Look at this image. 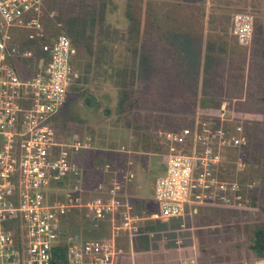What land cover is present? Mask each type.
Here are the masks:
<instances>
[{"label":"rangeland","instance_id":"rangeland-1","mask_svg":"<svg viewBox=\"0 0 264 264\" xmlns=\"http://www.w3.org/2000/svg\"><path fill=\"white\" fill-rule=\"evenodd\" d=\"M235 14L252 16L253 55L245 56L232 34ZM145 20L147 28L161 30L176 51L181 71L191 79L197 105L188 111V119L202 110L217 113V104L223 102L224 111L242 126L244 144L226 150L221 168L222 178L238 183L241 197L232 206H199L182 219L138 221L131 237L139 253L132 246L124 249L116 264H167V253L173 256L176 251L185 264H264V251L258 256L250 248L255 229L264 225V97L259 88L264 68L255 66L251 77L243 70L245 58L264 61V0H42L45 36L64 33L76 47L72 66L78 77L58 114L63 123L76 119L83 124L98 147L74 154L81 190H74L72 178L53 184L49 198L85 199L92 194L95 176L108 180L109 173V179L113 175L122 183L141 216L155 208L153 185L165 158L164 151L154 149V139L164 127L163 117L173 113L145 108L149 99H143L146 89L140 86ZM17 35L26 38L25 32ZM65 131L58 124L59 139L71 138ZM123 159L124 167L118 169ZM78 211L67 215L64 227L98 237L100 232L81 225Z\"/></svg>","mask_w":264,"mask_h":264},{"label":"built area","instance_id":"built-area-1","mask_svg":"<svg viewBox=\"0 0 264 264\" xmlns=\"http://www.w3.org/2000/svg\"><path fill=\"white\" fill-rule=\"evenodd\" d=\"M41 13L42 0H0V264H54L52 248L61 239L65 264H116L121 252L117 238L135 233L138 221L182 219L199 206H232L240 199L238 183L222 178L221 168L226 150L241 147L245 136L222 107L214 114L198 112L178 129L158 131L165 166L153 185L155 208L146 216L137 212L115 176L97 180L85 199L49 198L53 184L72 178L74 190H81L71 154L78 147L71 138L59 139L54 120L78 75L72 67L76 49L66 34L41 42V58L18 42L16 35L23 31L28 40L45 36ZM252 31L251 15L233 16L232 34L239 44L248 43ZM22 60L31 61L30 72ZM75 208L81 225L100 232L98 237L66 235L64 223Z\"/></svg>","mask_w":264,"mask_h":264},{"label":"trees","instance_id":"trees-1","mask_svg":"<svg viewBox=\"0 0 264 264\" xmlns=\"http://www.w3.org/2000/svg\"><path fill=\"white\" fill-rule=\"evenodd\" d=\"M145 25L141 26L143 27V32L145 35H150V36H154L157 35L156 39H158L159 41H155V45H158V47L162 48L164 50V52L167 53V70L166 68L159 70L157 69V65L154 66V71H158V73L160 72L161 74H159V79L158 80H154L155 84H153L151 89V93L154 94L156 96L157 95V99H155L154 101H159L160 103L163 104H159V107H167V110L170 111L171 114L169 117L166 118V122L163 124V128L162 129H178L181 126L187 125L190 120L188 119V117L186 115H189L190 113H188V111H193V108L195 105H197V100H196V94H194V88L191 85V79L188 78L187 74H185V72L181 71V69L183 68V66H179L180 63H178L176 61L177 58V54L176 51L173 49V47H171L169 44H163V40L161 38V30H155L153 31V27L150 26L149 28H147V24L146 21L144 22ZM153 29V30H152ZM24 32V31H23ZM18 42L22 45V46H26L29 47L30 49H34V54L35 57H42V54L40 53L39 50V45L41 42H44L47 40V37L44 36L43 38H39L36 41L33 40H28V39H24L22 40L21 38H19L18 35H16ZM21 39V40H20ZM70 39V38H69ZM71 41V39H70ZM35 43H36V47H35ZM72 45L74 46L73 42L71 41ZM241 46V45H240ZM75 47V46H74ZM242 47H244V55L246 52L245 49V45H242ZM76 48V47H75ZM21 64L26 66L27 70L30 72V68L29 66L31 65V61L28 60H22ZM73 67V66H72ZM243 70H245V59H244V65H243ZM248 75L254 76L253 73V66L251 67V70L248 71ZM156 77V76H155ZM254 86V85H253ZM254 87H250V89H253ZM261 93L263 94L262 96L264 97V87H259ZM164 101H167V104L164 103ZM156 102V103H157ZM219 105L218 108H221L224 106L223 102H220L217 104V106ZM204 108V106H203ZM213 108V106L211 107ZM217 109V108H216ZM201 113L203 115H209L211 113H207L205 112V110L201 111ZM185 114V116H184ZM55 124L58 128V124H60L61 127L66 128L67 130V122L63 123L64 120L62 117L60 118V114H57L55 116ZM62 122V124H61ZM68 133V131H65ZM60 135V134H58ZM157 136V135H156ZM156 140L158 141V144L160 147H162V143H160L159 137H156ZM109 174V173H108ZM108 174H105V177L108 180H104L101 179V177H96L95 176V181L96 180H104L105 182L109 181V177ZM224 175V173H223ZM113 175L110 176V178ZM13 227L16 228L14 231V235H15V239H16V243L18 244V248L21 249V242H22V236L20 234V229H17V222L14 221L12 222ZM72 230V228L70 227L69 230L66 229V235H68V233H70ZM253 237H252V242H251V250L256 253L258 256H261V254L264 251V225H260L257 229H255L254 233H253ZM132 235L128 236H124L121 235L117 238V246L118 248L121 250V252H123V250L125 249V251H128L129 248L132 246L136 253L138 254V243L136 241H134V239H132L133 237H131ZM131 237V238H130ZM124 238V240H123ZM125 243V244H124ZM125 254V253H122ZM136 254V256H137ZM143 255H146L147 253H142ZM52 256H53V263L54 264H65L64 260H65V256H66V245L64 243V239H61V241L59 242L58 246H54L52 248ZM140 257H137V259L139 260ZM20 264H23L20 261Z\"/></svg>","mask_w":264,"mask_h":264},{"label":"crops","instance_id":"crops-1","mask_svg":"<svg viewBox=\"0 0 264 264\" xmlns=\"http://www.w3.org/2000/svg\"><path fill=\"white\" fill-rule=\"evenodd\" d=\"M149 23L151 25V22H149ZM146 24H148L147 21H146ZM143 25H145V23L141 22V26H143ZM143 31L144 30L142 27L141 33ZM156 37H157V35H154V36L148 35L147 36L145 34H142V42L141 43H142V47H143V54H141V62L143 65L141 64L142 65L141 68H142V73L144 75V78H143L144 81L140 86L143 89V91H144V89H146L145 90L146 96L143 99L144 100L149 99V100H147V103L144 101V103L146 104L145 105L146 109H156V110H160V111H163V110L167 111V107H165V106L159 107L158 106L159 104H163V103H160L159 101L158 102L154 101L155 99L158 100V98H157L158 94H156V96H155L154 94L151 93V89L153 90L152 86H153V84H155L154 80L155 79L158 80L159 74H161L160 72L158 73V71H156V72L154 71V66L157 65V69H159V70L163 69V71H164V68H166V70H167V62H166L167 53L164 52V50L162 48H160L162 46L158 47V45H155L154 40L159 41L158 39H156ZM161 38L163 40L162 43L167 45L168 42L164 38L162 32H161ZM253 38H254V36L252 33L250 41L245 44V49H246L245 56L248 52H249V54L251 53V55H253L251 52L252 45L255 43ZM252 66H253V73H254L255 66H258L260 69L264 68V61L260 60L258 63V61L254 58H251V57H249L248 59L245 58V70H246V72L250 71ZM258 74L262 75L260 71L258 72ZM247 75H248V73H247ZM263 75H264V73H263ZM260 82L262 83L260 86L264 87V81L261 80ZM142 89H140V90H142ZM85 103L88 104V99L85 100ZM164 103L167 104V101H164ZM143 106H144V104H143ZM166 118H167V116L163 117V119H162L163 124L166 122ZM70 121H69V123H67V131L71 137V143L74 146L78 147V150H75V151H74V148L71 149L72 156L74 157V154L82 153L85 151H96L98 149V147H96L94 141H91V136L87 134L88 132L84 129L83 124L76 123L75 122V121H77L76 119H75V121L70 119ZM157 126H160L159 123H157ZM154 140H155L154 144H156V145H154V149L157 150V152L159 151V153H162L164 151V146L160 147L158 144V141L156 139H154ZM147 161H148V159L146 160V163H147ZM124 162H126V161L123 159L120 163L121 167H117V168L118 169L123 168L124 164H125ZM127 162L130 163L129 159L127 160ZM141 170H142V168H141ZM141 170H140V172H141ZM133 176H134V174H133ZM85 178H87V176H85ZM136 180H137V177H136ZM135 185H139V182L136 181ZM134 197H137V196H134ZM132 249H133V247H132ZM168 249H169V247H168ZM182 261H183L182 258L178 257L177 251H176V253H174L173 256H171L170 252L167 253V264H185ZM129 264H131V263H129Z\"/></svg>","mask_w":264,"mask_h":264}]
</instances>
